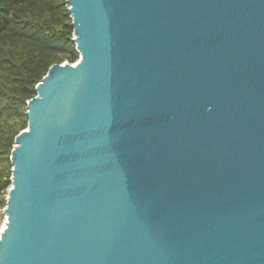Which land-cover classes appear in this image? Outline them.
I'll return each mask as SVG.
<instances>
[{
  "label": "water",
  "instance_id": "water-1",
  "mask_svg": "<svg viewBox=\"0 0 264 264\" xmlns=\"http://www.w3.org/2000/svg\"><path fill=\"white\" fill-rule=\"evenodd\" d=\"M68 3L0 264H264V0Z\"/></svg>",
  "mask_w": 264,
  "mask_h": 264
},
{
  "label": "trees",
  "instance_id": "trees-1",
  "mask_svg": "<svg viewBox=\"0 0 264 264\" xmlns=\"http://www.w3.org/2000/svg\"><path fill=\"white\" fill-rule=\"evenodd\" d=\"M68 0H0V210L12 186V151L28 102L55 64L80 59Z\"/></svg>",
  "mask_w": 264,
  "mask_h": 264
},
{
  "label": "rangeland",
  "instance_id": "rangeland-1",
  "mask_svg": "<svg viewBox=\"0 0 264 264\" xmlns=\"http://www.w3.org/2000/svg\"><path fill=\"white\" fill-rule=\"evenodd\" d=\"M5 209L0 210V233L3 231V228L5 227V223L7 220Z\"/></svg>",
  "mask_w": 264,
  "mask_h": 264
}]
</instances>
